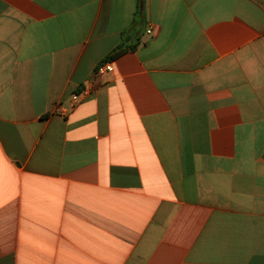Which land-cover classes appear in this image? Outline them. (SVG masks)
Segmentation results:
<instances>
[{"label":"crops","instance_id":"obj_1","mask_svg":"<svg viewBox=\"0 0 264 264\" xmlns=\"http://www.w3.org/2000/svg\"><path fill=\"white\" fill-rule=\"evenodd\" d=\"M0 264H264V0H0Z\"/></svg>","mask_w":264,"mask_h":264},{"label":"built area","instance_id":"obj_2","mask_svg":"<svg viewBox=\"0 0 264 264\" xmlns=\"http://www.w3.org/2000/svg\"><path fill=\"white\" fill-rule=\"evenodd\" d=\"M113 67H112V62L111 61H102L99 65H97L95 69V73L98 75H104L107 73L112 72ZM79 95H73L71 98V107L75 106V103L78 99Z\"/></svg>","mask_w":264,"mask_h":264},{"label":"trees","instance_id":"obj_3","mask_svg":"<svg viewBox=\"0 0 264 264\" xmlns=\"http://www.w3.org/2000/svg\"><path fill=\"white\" fill-rule=\"evenodd\" d=\"M135 45L132 47L127 48L123 43H121L119 46H117L115 49H113L107 57L104 59V61H111L112 59L116 58L117 56L121 55L123 52H125L127 49H134Z\"/></svg>","mask_w":264,"mask_h":264}]
</instances>
